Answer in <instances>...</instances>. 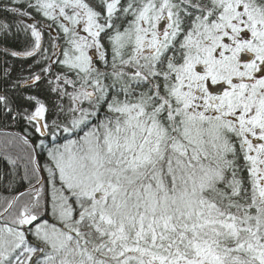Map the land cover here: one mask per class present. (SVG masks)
I'll list each match as a JSON object with an SVG mask.
<instances>
[{"label": "snow or ice", "instance_id": "1", "mask_svg": "<svg viewBox=\"0 0 264 264\" xmlns=\"http://www.w3.org/2000/svg\"><path fill=\"white\" fill-rule=\"evenodd\" d=\"M0 264H264V0H0Z\"/></svg>", "mask_w": 264, "mask_h": 264}]
</instances>
